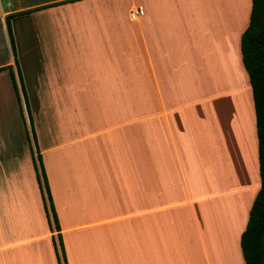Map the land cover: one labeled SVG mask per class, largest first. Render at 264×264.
<instances>
[{"label": "crops", "instance_id": "1", "mask_svg": "<svg viewBox=\"0 0 264 264\" xmlns=\"http://www.w3.org/2000/svg\"><path fill=\"white\" fill-rule=\"evenodd\" d=\"M251 8L0 0L13 52L0 73L9 71L26 135L0 128V264H59L39 153L67 264H247L241 236L261 187L241 51ZM21 11L11 21L18 41L17 19L30 20V78L7 23Z\"/></svg>", "mask_w": 264, "mask_h": 264}, {"label": "trees", "instance_id": "2", "mask_svg": "<svg viewBox=\"0 0 264 264\" xmlns=\"http://www.w3.org/2000/svg\"><path fill=\"white\" fill-rule=\"evenodd\" d=\"M24 11L10 14L7 17L9 33L13 47L16 41L12 27V17ZM243 62L249 73L253 88L257 134L259 141V167L261 187L250 209L247 226L241 236V248L247 264H264V0H252L250 20L241 37ZM11 66L0 67L5 69ZM40 165L36 167L41 185L45 207L52 230L58 231V238L53 236L59 264H67V255L58 213L43 162L39 153Z\"/></svg>", "mask_w": 264, "mask_h": 264}, {"label": "rangeland", "instance_id": "3", "mask_svg": "<svg viewBox=\"0 0 264 264\" xmlns=\"http://www.w3.org/2000/svg\"><path fill=\"white\" fill-rule=\"evenodd\" d=\"M5 3L7 0H4ZM233 15V13L231 12ZM42 16L41 18H45ZM18 29H17V41L15 47V58L20 65L21 71L24 77V70L27 71L29 78L31 77L32 64H31V53H33L32 48V31L31 24L27 19H17ZM14 33V30H13ZM20 44V46L18 45ZM34 44V43H33ZM21 47L19 50V47ZM8 47V48H7ZM36 52V51H35ZM13 52L11 50V43L8 41L7 34L3 30L2 23L0 22V63H5L8 58L12 56ZM10 69V68H9ZM17 67L14 64L11 68V71L14 70L16 77L18 72L16 71ZM0 73V128L7 133L8 130L17 132L19 140H24L25 128L23 126V121L21 113L17 102L13 101L12 96L15 92L12 86V81L10 80V74L8 70L1 71ZM3 78V79H2ZM26 139V138H25ZM28 145V144H27ZM26 145H21L20 148L24 149ZM43 158V157H42ZM47 173V171H46ZM224 254V253H222ZM226 256V254H225ZM218 258V257H216ZM227 261V260H226Z\"/></svg>", "mask_w": 264, "mask_h": 264}, {"label": "built area", "instance_id": "4", "mask_svg": "<svg viewBox=\"0 0 264 264\" xmlns=\"http://www.w3.org/2000/svg\"><path fill=\"white\" fill-rule=\"evenodd\" d=\"M144 13V7L140 5L136 10L131 11V17L135 18Z\"/></svg>", "mask_w": 264, "mask_h": 264}]
</instances>
